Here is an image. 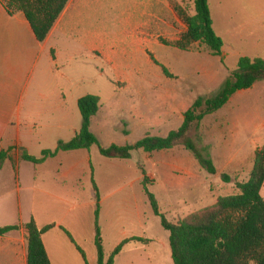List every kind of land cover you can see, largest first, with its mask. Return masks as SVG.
I'll return each instance as SVG.
<instances>
[{"label":"rangeland","instance_id":"1","mask_svg":"<svg viewBox=\"0 0 264 264\" xmlns=\"http://www.w3.org/2000/svg\"><path fill=\"white\" fill-rule=\"evenodd\" d=\"M175 1L188 15L194 14V0ZM158 2L157 33L151 38L152 44L148 48L141 47L140 52L128 51L131 57L141 61L143 65L142 75L136 78L133 86L117 82L115 72L101 61L86 60L81 56L77 58L78 66L81 62H87L88 73L92 72L94 77L91 83L88 81L87 85L79 87H83L82 90L97 96L100 100V111L92 124V133L102 148L112 144L134 145L146 134L165 137L169 131L177 129L178 118L183 116L198 97L209 98L217 93L230 72L235 70L240 57L264 59V0H208L213 30L223 41L221 57H211L199 45H194L188 52L174 49L170 44L180 39L186 31V26L176 16L170 0ZM150 9L149 0H104L94 12L93 22L103 21L112 35L117 34L128 42L133 38L129 35L131 27H127V19H130L133 25L150 23ZM147 54L158 65L150 61ZM117 56L119 63L122 64L124 57L122 54ZM160 66H164L172 78L166 77ZM210 66L216 74L211 78L208 76ZM96 68L102 70V77L97 76ZM198 69H201V73ZM78 93L83 92L79 90ZM72 109L71 127L78 130L80 115L75 106ZM171 109L180 113L175 116V112L170 117ZM167 116L170 117L169 124L165 120ZM156 117L157 126L149 130L145 121ZM124 130L127 135L123 133ZM58 135L63 138L70 137L65 131L59 134L40 132L38 138L42 139L41 144L30 146L28 153L40 157L42 150L55 149ZM201 135L203 144L210 146V156L220 171L232 162L234 167L226 173L231 179L230 183L221 180L220 171L214 176L202 171L201 175V171L192 168L189 162V178L175 171L172 175L177 185L169 187L163 177L150 169V164L146 162L142 151L134 150L129 159L119 160L103 157L98 146L90 147L88 152L93 168V180L100 196L123 185L125 190L123 196L119 197V204L107 200L99 207V211L102 209L103 223L109 226L104 245L106 257L109 255L108 251L115 247L113 242H116L119 236L114 228L119 226H125L128 233L139 229L145 236L159 241L163 238L162 234L168 233L162 227L160 218L152 214L139 182L141 176L139 170L145 167L146 172L155 176V181L147 188L155 196L160 212L173 223L200 212L218 197L237 193L234 183L247 180L252 155L264 146V81L256 83L249 90L237 92L221 111L202 121ZM76 156L79 154L72 155L74 158ZM154 157L167 162L178 159L186 166V159L177 157L175 153L159 152ZM191 160L195 162L192 156ZM62 161H65V157H62ZM241 163L246 164L244 168L237 167ZM55 164L54 161L48 163L45 171L50 172ZM20 172V201L28 208L34 197L33 203L36 208L39 194L37 191L34 194L28 191L30 171L22 167ZM11 176V166L7 163L0 173V201H3L5 208L9 203L13 204L16 196L15 181ZM46 184L49 187H45V191L42 190L40 197L45 203L44 215L53 221H63L71 225L76 233L77 247L83 251L87 263L96 264L94 239L90 237L96 207L89 172L79 168L75 181L65 185L51 181ZM63 188L68 190L71 188L77 193V205L71 216L66 214L62 202L52 198V196L59 198ZM136 215H140L141 221H138ZM145 250L137 256H123L117 264H173L171 259L165 261L162 257L159 245L155 247L152 245ZM72 252H76L73 247ZM155 253H158L156 258L153 257ZM148 254L151 256L149 261L146 259ZM3 255L4 253L1 255L0 264H4ZM77 256L78 260H71L70 264H83L82 256L80 258L78 253Z\"/></svg>","mask_w":264,"mask_h":264},{"label":"crops","instance_id":"2","mask_svg":"<svg viewBox=\"0 0 264 264\" xmlns=\"http://www.w3.org/2000/svg\"><path fill=\"white\" fill-rule=\"evenodd\" d=\"M103 1L104 0H70L63 13L52 27L47 38L40 43L36 40L24 15L20 12L12 16L8 15L0 0V151L12 149L13 157L18 160L21 150H25L28 153V148L30 146L41 144L42 139L38 138L40 132L59 134L65 131L67 136H70L66 138L70 139L58 135L56 137V146L58 141H69L75 136L79 129L77 130L71 127L70 116L73 111L72 107L75 106L77 108L78 99L90 95L88 92L82 90L83 87L80 88L79 86L87 85L88 81L91 83L94 79L90 71L89 76L87 62H81L80 66H78V56L86 60L97 59L104 65L111 67L119 83L133 86L136 78L141 77L143 65L141 61L139 62V60L137 61L131 57L128 51L131 50L135 53L140 52L141 47L144 46L148 48V46L152 44L151 38L157 33V5L159 2L158 0H149L151 4V11L149 12L150 23L146 22L143 25H133L131 24V20L127 19L126 25L127 27H131L130 30L128 28L130 31L129 35L133 38L129 39L127 42L124 38L118 37L117 34L112 35L103 21H99L98 23L93 22V14L96 9L102 5ZM152 4L154 5L153 8ZM152 21H154V23H152ZM123 32H127V30H123ZM148 37L150 39H147ZM117 54H122L124 57V62L122 64L119 63ZM147 63H149L148 60ZM96 71L97 76L99 78L102 77V70L96 68ZM198 72L201 73V69H198ZM215 75L216 74L210 66L208 76L211 78ZM79 90L83 93L79 94ZM177 111L178 110L175 111V116L180 113V111ZM175 112L171 109L169 112L171 115L170 117H172ZM168 117L169 116H167L165 120L169 124L168 119H170V117ZM95 118L96 116L91 120V132ZM206 118H204V120ZM178 119L177 129L183 122V116ZM145 124L148 125L149 130H152V128L157 126L158 118L147 120ZM88 150L59 153L55 158L47 159L44 163L36 166L29 162L18 160L15 170L9 161L4 163L3 167L0 169V173L4 170L5 164L9 163L12 171L11 177L13 181H15L16 196H14L13 204L9 203L6 208L3 205V201H0V227L12 225L19 226L17 231L0 236V259L1 255L4 253V264H26L27 231L24 226L31 219L34 220L38 229H42L48 225H54L52 229L41 236L50 264H70L71 260H78L77 253L81 258L76 248V233L71 225L63 223V221H53V219H49L45 216V207L43 206L45 203L40 197L41 193L45 191V187H49L46 182L51 181L53 183L61 182L64 185L68 184L77 179L79 168L89 172L91 184L90 176L92 165L90 152H88ZM161 152L175 153L177 157L181 156L186 159L185 166L184 163L178 159H171L168 162L156 159L154 156L159 152L153 153L152 155L144 153V158L146 162L150 164V169L156 171L163 177V179L168 182L169 187L177 185V183H174L175 178L172 175L175 171L189 178V162L192 168L199 169L202 175V170L199 168L197 162L195 160V162H193L190 154L182 147H175L169 151ZM75 154H79V156H76V158L72 157V155ZM62 157H65L64 162L62 161ZM52 161L56 163L54 169L50 170V172H46L45 166L48 163H52ZM213 162L218 173V171H220L218 165L214 159ZM245 165L241 163L238 164L237 167L244 168ZM22 167L30 171V185L28 191L32 192V194L37 191L39 194V202L36 208L33 203V195L31 204L28 208L24 207V204L20 201V171ZM231 167H234L232 162L224 166L220 173L226 174ZM145 168H143V171L146 177L153 183L155 181V176L146 172ZM139 171L141 173V170ZM142 179L141 173L139 178L141 186ZM124 193L125 190L123 185L116 187L102 196L99 194V207L107 202V200L119 204V197L123 196ZM45 194L47 195V192ZM60 194L62 195L59 198L58 196H52V198L62 202L65 205L66 214L71 216L77 205V193H74L71 188L69 190L63 188ZM260 195L264 200V184L261 188ZM215 202H212L208 206L213 205ZM136 217L138 221H141L140 215H136ZM98 225L100 227L104 247L109 233V226L103 223L102 209H100L98 214ZM114 229L118 231L117 235L119 236L118 239H116L117 241H114L115 243L113 242L115 247L123 240L131 238H141L145 240V242L130 241L114 258L113 264H117L119 259L123 256H137L152 245L153 247L159 245L163 253L162 257L165 261H170L169 233L162 234L163 238L159 241L158 239L145 236L139 229L138 231L131 230L130 233L126 231L127 229L125 226H119ZM65 232L70 235L73 242ZM90 237L93 239L95 237L94 221ZM72 247L76 252H72ZM112 250L107 251L110 253ZM157 255L158 253H155L153 257L156 258ZM150 257V254L146 255L148 261ZM81 259L83 264H85L83 258Z\"/></svg>","mask_w":264,"mask_h":264},{"label":"trees","instance_id":"3","mask_svg":"<svg viewBox=\"0 0 264 264\" xmlns=\"http://www.w3.org/2000/svg\"><path fill=\"white\" fill-rule=\"evenodd\" d=\"M8 15L22 13L28 21L38 42H43L52 27L65 10L70 0H1ZM173 11L186 26V31L179 40L170 45L179 51L188 52L194 45H199L211 57H221L222 39L214 32L208 0H194V14L188 15L184 9L171 0ZM155 65L157 62L149 55ZM163 74L172 78L164 66ZM264 81V59L240 57L235 70L223 81L217 93L209 98L198 97L183 114L181 126L170 131L165 137L144 135L136 144L107 148L99 145L97 137L90 131L93 117L100 109L97 96L86 95L78 99L77 108L81 117L78 132L69 141H58L56 148L44 150L39 158L30 156L21 150L19 161L40 165L47 159L55 158L59 153L88 150L98 146L103 157L127 160L131 152L140 150L152 155L156 152L169 151L182 147L197 162L199 168L208 175H216L217 170L210 156L209 145L203 144L201 135L204 118L215 114L225 107L229 100L240 91L251 89L256 83ZM123 133L127 135L124 130ZM13 150L0 151V169L9 161L16 169L17 161ZM248 178L245 182H235L237 193L218 197L216 202L177 222L168 221L160 212L155 196L148 190L151 182L143 170L142 187L153 214L160 218L162 227L169 233V248L173 264H264V200L260 195L264 184V146L256 150L250 162ZM91 184L95 199V237L94 246L97 255L96 264H113L114 258L130 241L144 243L141 238H131L120 242L106 257L100 227L98 225L99 193L93 180L91 167ZM221 180L230 183L228 174H221ZM54 225L38 229L33 219L24 228L26 236V264H50L41 236ZM18 225L0 227V236L17 231ZM73 242L70 235L65 232ZM85 264H88L83 251L77 247Z\"/></svg>","mask_w":264,"mask_h":264}]
</instances>
